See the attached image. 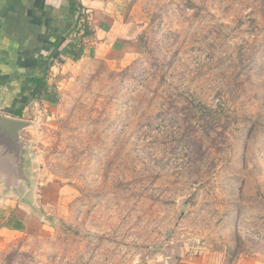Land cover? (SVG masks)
I'll use <instances>...</instances> for the list:
<instances>
[{
  "label": "rangeland",
  "instance_id": "rangeland-1",
  "mask_svg": "<svg viewBox=\"0 0 264 264\" xmlns=\"http://www.w3.org/2000/svg\"><path fill=\"white\" fill-rule=\"evenodd\" d=\"M125 20L124 52L63 65L28 111L38 220L6 208L0 264H264V0Z\"/></svg>",
  "mask_w": 264,
  "mask_h": 264
},
{
  "label": "crops",
  "instance_id": "crops-1",
  "mask_svg": "<svg viewBox=\"0 0 264 264\" xmlns=\"http://www.w3.org/2000/svg\"><path fill=\"white\" fill-rule=\"evenodd\" d=\"M80 3L91 29L82 38L71 35L77 17L68 0H0V113L17 117L16 111L22 110V117L17 118H25L37 101H50L53 77L63 65H71L77 59H106L108 54L124 52L131 38L124 29L128 25L125 14L132 0H80ZM59 38L65 40L56 55L54 42ZM71 42L81 45L77 54L71 52ZM45 71L49 95L39 98V85L34 77ZM36 198L23 202L14 195L0 193V231L8 230V216L13 209L7 212L6 208L11 204L31 221H37L34 214L29 215L31 207H27L30 202L36 203ZM39 220L45 222L43 217ZM170 256L149 264H201L196 258Z\"/></svg>",
  "mask_w": 264,
  "mask_h": 264
},
{
  "label": "water",
  "instance_id": "water-1",
  "mask_svg": "<svg viewBox=\"0 0 264 264\" xmlns=\"http://www.w3.org/2000/svg\"><path fill=\"white\" fill-rule=\"evenodd\" d=\"M34 122L0 113V193L23 202L33 189V158L23 132Z\"/></svg>",
  "mask_w": 264,
  "mask_h": 264
},
{
  "label": "trees",
  "instance_id": "trees-1",
  "mask_svg": "<svg viewBox=\"0 0 264 264\" xmlns=\"http://www.w3.org/2000/svg\"><path fill=\"white\" fill-rule=\"evenodd\" d=\"M68 1L70 4L71 12L73 14H75L77 17L76 18L77 19L76 24L71 31V35H73L74 37L75 36L76 37L81 36V38H82V36H85L86 34H89L91 32L88 20L86 18L87 14L85 13L84 8L81 6L80 0H68ZM80 23L83 25V29H84L83 32L80 31V28H78V24H80ZM64 40H65V38H59L56 40V42H54V49H55L54 54L57 55L59 46L62 44V42ZM80 47H81V45L78 46L77 42H71L70 43V49H71V52L73 54H77V51L79 50ZM44 73L45 74H43L42 76L34 77V81L36 82V85H39V89L37 91V97H39V98H40V96H45V95L48 96L49 95L48 87L46 84V77H47L46 71ZM50 94H51L50 101H52L53 100L52 93L50 92ZM22 114H23L22 110H17L15 113V116L22 117Z\"/></svg>",
  "mask_w": 264,
  "mask_h": 264
},
{
  "label": "built area",
  "instance_id": "built-area-1",
  "mask_svg": "<svg viewBox=\"0 0 264 264\" xmlns=\"http://www.w3.org/2000/svg\"><path fill=\"white\" fill-rule=\"evenodd\" d=\"M86 13V12H85ZM86 18H87V15H86ZM78 28H80V31H84V29H83V25L80 23V24H78Z\"/></svg>",
  "mask_w": 264,
  "mask_h": 264
}]
</instances>
